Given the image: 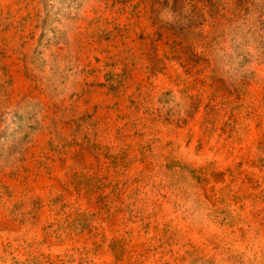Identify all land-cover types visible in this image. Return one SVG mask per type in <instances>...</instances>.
I'll return each instance as SVG.
<instances>
[{
    "label": "rangeland",
    "instance_id": "obj_1",
    "mask_svg": "<svg viewBox=\"0 0 264 264\" xmlns=\"http://www.w3.org/2000/svg\"><path fill=\"white\" fill-rule=\"evenodd\" d=\"M0 264H264V0H0Z\"/></svg>",
    "mask_w": 264,
    "mask_h": 264
}]
</instances>
